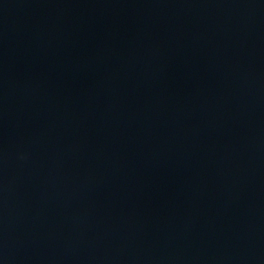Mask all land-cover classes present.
Returning a JSON list of instances; mask_svg holds the SVG:
<instances>
[{
  "label": "water",
  "instance_id": "95a60500",
  "mask_svg": "<svg viewBox=\"0 0 264 264\" xmlns=\"http://www.w3.org/2000/svg\"><path fill=\"white\" fill-rule=\"evenodd\" d=\"M0 264H264V0H0Z\"/></svg>",
  "mask_w": 264,
  "mask_h": 264
}]
</instances>
